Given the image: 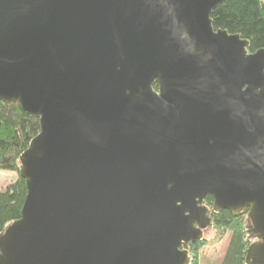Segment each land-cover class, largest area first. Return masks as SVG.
Listing matches in <instances>:
<instances>
[{
	"label": "water",
	"instance_id": "1",
	"mask_svg": "<svg viewBox=\"0 0 264 264\" xmlns=\"http://www.w3.org/2000/svg\"><path fill=\"white\" fill-rule=\"evenodd\" d=\"M225 1L0 0V101L40 122L0 264H191L223 211L264 264V49Z\"/></svg>",
	"mask_w": 264,
	"mask_h": 264
},
{
	"label": "trees",
	"instance_id": "2",
	"mask_svg": "<svg viewBox=\"0 0 264 264\" xmlns=\"http://www.w3.org/2000/svg\"><path fill=\"white\" fill-rule=\"evenodd\" d=\"M216 30L240 35L250 42V53L264 49V0H227L212 14ZM157 89V87H155ZM40 122L25 114L18 104L0 101V171L14 172L18 179L0 192V234L21 218L27 196L26 182L20 177V158L30 142L39 134ZM210 205L214 199L208 198ZM247 216L246 221L241 219ZM213 226L233 232L221 264H246L247 250L252 244L248 232V211L239 217L230 212L213 213ZM200 244L195 245L198 252ZM193 264H198L195 259Z\"/></svg>",
	"mask_w": 264,
	"mask_h": 264
},
{
	"label": "rangeland",
	"instance_id": "3",
	"mask_svg": "<svg viewBox=\"0 0 264 264\" xmlns=\"http://www.w3.org/2000/svg\"><path fill=\"white\" fill-rule=\"evenodd\" d=\"M246 218L247 216H244L241 221H246ZM232 234V231L217 229L215 225L205 230L204 241L198 243L200 244V249L196 252L194 248L191 252V264L194 263L195 259L198 260V264H221L226 255ZM252 241L254 242V240Z\"/></svg>",
	"mask_w": 264,
	"mask_h": 264
},
{
	"label": "crops",
	"instance_id": "4",
	"mask_svg": "<svg viewBox=\"0 0 264 264\" xmlns=\"http://www.w3.org/2000/svg\"><path fill=\"white\" fill-rule=\"evenodd\" d=\"M18 174L14 172L0 171V192L5 190L9 185L16 182Z\"/></svg>",
	"mask_w": 264,
	"mask_h": 264
},
{
	"label": "flooded vegetation",
	"instance_id": "5",
	"mask_svg": "<svg viewBox=\"0 0 264 264\" xmlns=\"http://www.w3.org/2000/svg\"><path fill=\"white\" fill-rule=\"evenodd\" d=\"M204 205H205V207L212 209V204L210 205V203L208 202V199L205 201ZM211 214H213V213H211ZM211 217L214 219L213 215H211ZM204 233H205V231H204ZM254 242H257V239H256V241L254 240ZM254 242H252V243H254ZM194 248H195V244L189 245V257H190V259H191V252Z\"/></svg>",
	"mask_w": 264,
	"mask_h": 264
}]
</instances>
